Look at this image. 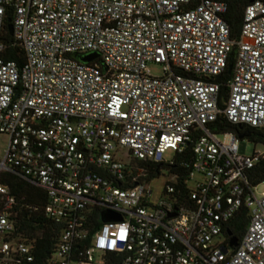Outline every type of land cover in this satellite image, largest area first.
Returning <instances> with one entry per match:
<instances>
[{
    "label": "built area",
    "instance_id": "built-area-1",
    "mask_svg": "<svg viewBox=\"0 0 264 264\" xmlns=\"http://www.w3.org/2000/svg\"><path fill=\"white\" fill-rule=\"evenodd\" d=\"M227 9L218 0H0V36L11 24L23 52L20 64L4 60L0 40V264H39L27 209L58 228L42 264H264V180L250 177L264 152L242 156L234 131L213 128L219 118L264 128V1L247 5L237 38ZM232 48L224 98L215 78ZM162 168L172 178L156 193L149 183ZM5 173L45 203L18 200ZM105 211L121 219L103 221ZM237 214L244 232L229 249Z\"/></svg>",
    "mask_w": 264,
    "mask_h": 264
},
{
    "label": "trees",
    "instance_id": "trees-1",
    "mask_svg": "<svg viewBox=\"0 0 264 264\" xmlns=\"http://www.w3.org/2000/svg\"><path fill=\"white\" fill-rule=\"evenodd\" d=\"M224 1L228 4L227 12L224 15V19L230 27L231 38H237L239 36L240 27L243 20V15L247 5L253 0H218ZM264 1V0H261ZM11 20V17H7ZM0 40L5 43L4 53L2 58L6 61H15L18 64L22 63L23 52L22 50L13 45V39L6 31L5 27L0 36ZM235 56V48H232L229 53V59L227 63V68L225 71L215 78V81L221 85V94L225 98L227 93V83L231 77V73L228 72V66H233ZM214 130L222 131L225 129L234 131L237 136L242 133H248L247 138L251 139L255 143H264V128L254 129L242 125L240 128L235 125H231L225 121L224 118H219L217 125L213 127ZM250 177L253 183H259L264 180V158L260 159L253 167L250 172ZM2 182L8 186L10 193L14 195L18 200L23 199V202L29 203L31 206H35L41 203H45L44 194L38 189L32 188L19 180L16 176L11 174H3ZM23 217H26L28 221L34 223L35 226L31 227L33 233V246L35 251L36 262L42 264L46 261L47 255L54 251L57 242V232L58 228L51 221H47L43 218L41 210H30L27 209L23 213ZM243 220L240 214H237L233 219H231L227 224V230L232 236L240 240L244 232V227L242 224ZM30 238V237H29ZM32 238V237H31ZM110 254H105L104 259H110ZM110 264V263H108Z\"/></svg>",
    "mask_w": 264,
    "mask_h": 264
},
{
    "label": "rangeland",
    "instance_id": "rangeland-1",
    "mask_svg": "<svg viewBox=\"0 0 264 264\" xmlns=\"http://www.w3.org/2000/svg\"><path fill=\"white\" fill-rule=\"evenodd\" d=\"M148 70L152 76L155 77H162L164 75L163 73V67L159 64L149 63L148 64ZM218 139H222V135L220 133L217 134ZM8 138L6 135H0V160H2L4 156V151L7 147ZM239 154L242 156H252L255 152L263 153L264 152V143L258 142L255 143L249 138H243L239 139L238 144ZM163 159L166 163H170L174 160V152L173 150H167L163 154ZM172 178V175L168 172L167 168H162L160 171V175L153 178L150 181V187L155 190V192L159 193L161 191V188L163 184ZM196 178H199L198 175H196ZM263 190L262 186H259L257 189V193ZM92 264H104L100 259L95 258V261Z\"/></svg>",
    "mask_w": 264,
    "mask_h": 264
},
{
    "label": "water",
    "instance_id": "water-1",
    "mask_svg": "<svg viewBox=\"0 0 264 264\" xmlns=\"http://www.w3.org/2000/svg\"><path fill=\"white\" fill-rule=\"evenodd\" d=\"M7 29H8V33L9 35H12V26L11 24H8L7 25ZM97 57V54L96 53H91V54H88V55H85V56H79L78 59L82 62H90L92 61L93 59H95ZM231 66L229 65L228 66V72L230 73L231 72ZM241 126H238V128H240ZM249 136L248 133H242L241 135H238V138L239 139H243V138H247ZM102 219L103 221H119L121 218L116 215V214H111L110 212H103L102 213ZM227 235L229 236V240H228V248L229 249H233L235 248L237 245H238V239L234 236L231 235V233L229 231H227ZM225 252H227V250H225Z\"/></svg>",
    "mask_w": 264,
    "mask_h": 264
}]
</instances>
